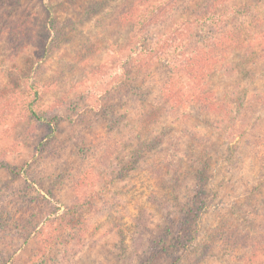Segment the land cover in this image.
<instances>
[{
  "label": "rangeland",
  "instance_id": "obj_1",
  "mask_svg": "<svg viewBox=\"0 0 264 264\" xmlns=\"http://www.w3.org/2000/svg\"><path fill=\"white\" fill-rule=\"evenodd\" d=\"M242 2L254 55L214 58L199 82L214 29L165 36L134 24L147 5L134 0H0V264H169L141 250L186 217L188 196L196 245L236 240L204 263L264 264V0L225 5ZM173 89L210 94L171 110L161 96Z\"/></svg>",
  "mask_w": 264,
  "mask_h": 264
},
{
  "label": "trees",
  "instance_id": "obj_2",
  "mask_svg": "<svg viewBox=\"0 0 264 264\" xmlns=\"http://www.w3.org/2000/svg\"><path fill=\"white\" fill-rule=\"evenodd\" d=\"M137 3V6H141L144 4H147L145 8L143 9L142 13L140 11L136 12V17L134 18V24H147L146 19L149 22H153V24L158 27L164 26V34L165 36L169 35V31H167V28L170 27V32L172 30L178 31L179 35L188 34L187 32L192 31H198L203 30V28H210L211 30L214 29L216 31L215 33L219 34L217 36L211 35V41L209 44V41L205 38V41L203 44V48L206 50L208 49V55L206 54L207 58H204L202 61L201 59L195 60V64H197L198 68L192 67V70H194L196 73V76L199 78V82H202L203 78L210 73L211 68L213 65L216 66L218 63H225V66L227 65V61L229 57L231 56L232 52H238V51H245L246 53H250L254 55L252 46L255 41V33L257 31H254V34L249 36L243 28H241L240 24L237 23L236 18L239 16H242L245 14V10L242 8L244 2L241 3V7L239 9L234 8L236 5L232 4V7L229 8L226 7L225 4L229 2V0H198V3L193 7H185L181 6V3L185 0H162L157 3H153L152 0H134ZM191 4V3H190ZM191 11L192 16V25L189 26V18H186L184 20V12ZM175 13L183 14L181 15V21H177L172 23L171 25H166L165 22L171 21V18L175 15ZM168 21V22H169ZM228 21L233 22L234 26L237 28L229 29L228 28ZM227 23V24H226ZM167 27V28H166ZM241 29H239V28ZM259 36H262V33H259ZM254 36V37H253ZM244 37V38H243ZM253 37V39H251ZM203 40V41H204ZM192 47V46H191ZM191 50V49H190ZM197 50H200L197 49ZM154 51V47H152L151 52ZM157 51L162 52L157 49ZM212 51V54L211 52ZM148 52V51H146ZM214 58L216 59V64L214 62ZM144 64H141V68L143 69ZM189 67V65H188ZM191 67V66H190ZM203 86L202 89L204 90L205 84L202 83ZM201 88H199V91H203ZM201 94V93H200ZM210 94L209 91L205 90L204 98L201 96H197V98H193L190 101H185V96L181 94L176 89H173V92L167 93V97L165 95L161 96L163 99H166V108L168 109H175L176 104L173 102L174 97H181L183 100V103L180 104V107H184L185 103H195L198 102L201 106L202 100L205 99V95L207 98V95ZM210 105V102H208ZM211 108V106H210ZM65 147V145H63ZM235 148L238 146L235 144ZM237 150V149H236ZM202 171V172H201ZM203 169L198 171V174L201 176L202 180H206L207 178L205 175H203ZM193 178V176H192ZM199 179H196V185L198 184L199 190L196 191L197 194H203V182H198ZM176 181V180H175ZM202 185V188L200 185ZM189 197V202L186 203L185 207L187 208L186 214L184 212L183 216L179 220V225H175L172 223H167V230L168 233L165 234L167 237L163 240L162 243L158 244V246H151L147 248L146 250L140 249L142 251H146L147 254H143L144 256L149 257L152 253L151 252H162L160 254V257L158 259H164V261H167L170 259L169 264H206L203 261L206 258H211L216 255V251H220L223 254L230 255L233 251V246L236 240L234 241L235 237L233 233L226 232L222 234V236L219 237L218 240H215L210 233L204 235V238L201 239V242L196 245L195 240L200 238L198 232V227L193 226V218L192 216H198L200 208L195 206V200L191 197ZM183 209V206H182ZM243 222L247 223V218L243 220ZM179 229L178 232V238L176 239L173 237V234H176L177 229ZM217 232H221L222 225H219L217 228ZM190 232V241L187 239V234ZM234 238V239H233ZM154 240L155 244V238H152L149 240L151 242ZM184 240V241H182ZM162 244V248L159 249V246ZM257 244V243H256ZM260 251L259 248L256 246H250L247 251H245L243 255V259L246 260H253L254 257L257 255V253ZM164 255L167 257V260H165ZM157 259L155 255L152 256V259ZM155 262V261H154Z\"/></svg>",
  "mask_w": 264,
  "mask_h": 264
}]
</instances>
